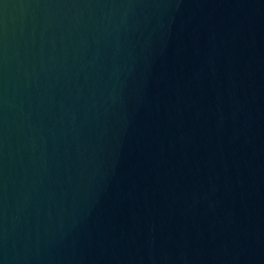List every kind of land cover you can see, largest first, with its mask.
I'll use <instances>...</instances> for the list:
<instances>
[{
    "label": "water",
    "instance_id": "water-1",
    "mask_svg": "<svg viewBox=\"0 0 264 264\" xmlns=\"http://www.w3.org/2000/svg\"><path fill=\"white\" fill-rule=\"evenodd\" d=\"M0 264H264V0H0Z\"/></svg>",
    "mask_w": 264,
    "mask_h": 264
}]
</instances>
